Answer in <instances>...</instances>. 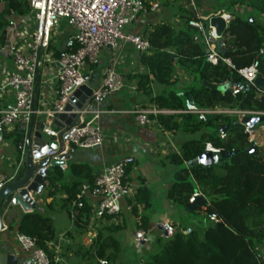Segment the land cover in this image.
Segmentation results:
<instances>
[{"label":"trees","instance_id":"trees-1","mask_svg":"<svg viewBox=\"0 0 264 264\" xmlns=\"http://www.w3.org/2000/svg\"><path fill=\"white\" fill-rule=\"evenodd\" d=\"M29 0H8V9L0 14V44L6 41L8 17H24L29 11ZM200 7L201 1L196 0ZM218 8L231 16L228 30L223 40L226 44V58L231 60L236 70L250 67L260 60V71L264 73V56L259 51L264 45V0H216ZM209 5V4H208ZM245 9L238 10L237 6ZM178 10L183 12L180 24L164 23L150 33L148 40L151 50L141 54V63L145 72L138 77V90L150 96V102L160 110L181 111L188 99L205 109H234L242 112L264 113V94L260 95L254 88L248 92L233 95L231 90L223 93L203 85L204 82L224 86H238L241 78L235 70L225 63L217 65L208 63L205 46L195 41L198 32L188 26L193 18L190 1L181 2ZM210 16L205 20L209 27ZM255 18V23L249 22ZM178 71L185 72L191 79L181 86ZM152 83L164 88V92L152 97ZM158 122L169 132L203 133L200 140L186 142L180 154L170 156L171 163L179 170L167 192L170 201L184 209L188 215L200 214L203 219L193 228L184 227L172 237H162L156 242V251L150 254L143 264H264L261 248L264 247V147L259 148L255 156L246 154L250 147L244 127L237 117L216 116L208 122H200L190 115H159ZM226 129L225 139L219 138L220 131ZM214 130V131H211ZM226 152H236L232 158L221 160V164L205 168L196 164L205 153L206 144ZM193 163L192 166H188ZM71 174L79 179L70 187L59 188L63 178L60 168L50 169L46 181L51 191L49 197L62 190L65 200L47 205L48 210L74 213L75 225L87 230L94 216L93 208L86 203L82 209L72 207L81 190L83 181L94 186L92 169L88 165L73 164ZM199 191L207 199V204L194 212L186 206L193 194ZM149 189L141 187L131 204V211L138 217L139 207L145 215L139 218V229L147 232L149 225L148 211L151 208ZM215 215L222 227H217L208 220ZM112 217H107L109 221ZM96 226V237L90 249L82 257L84 264H117L120 243L114 237L120 228ZM17 233L36 240L39 248L44 250L50 260L55 262V255L48 244L56 240V230L51 218L36 211L22 217ZM85 249L81 246L78 255ZM64 252L62 253V257Z\"/></svg>","mask_w":264,"mask_h":264},{"label":"built area","instance_id":"built-area-1","mask_svg":"<svg viewBox=\"0 0 264 264\" xmlns=\"http://www.w3.org/2000/svg\"><path fill=\"white\" fill-rule=\"evenodd\" d=\"M4 1L0 0V3ZM189 1L194 16L188 20V26L198 32L194 40L204 44L208 63L217 65L223 62L241 78L240 85L231 88L233 95L248 92L252 88L260 95L264 94V89L255 84L258 78L264 79V73L260 71V60H256L248 68L236 70L231 60L219 53L215 30L210 26L206 27L205 20L210 16H222L227 23L231 16L225 11L222 12L217 5L206 15L196 0ZM155 9L153 6L149 9L146 0H30L29 13L33 20V28L30 31H20L16 34V23L12 19L8 21V29L13 33L7 43L8 58L17 71L9 73L7 80L0 85V147L4 145L7 134L17 124L24 125L27 133L32 120L38 118L39 124L43 126L41 133L58 145L57 151H52L46 159H56L65 153L71 156L77 151L101 149L105 141L104 131L99 123L102 112L93 108L104 104L112 95L124 90L126 82L118 72H108L104 85L93 90L88 105L74 113L77 118L72 127L60 129L54 122L59 115L66 113V106L74 92L88 85L86 74L90 68L99 65L102 50H118L126 44L133 46L140 54L151 50L148 38L135 35L130 30L141 18ZM237 9L243 10L245 7L240 5ZM63 22L72 29V33L66 40V48L59 52L54 36ZM4 47V44H0V52ZM223 47L227 48L224 40ZM259 56H264V45L259 51ZM38 76L40 93L37 108L36 105L34 107V91ZM243 83L245 86L242 88ZM180 84L183 86L187 83L181 81ZM136 89L135 87L133 90ZM136 114L138 122L144 126L152 125L151 117L159 115H190L203 123L216 116L237 117L240 124L245 117H264V113L200 108L190 101L186 102L181 111H162L151 107L139 110ZM242 126L249 144L258 147V139L264 136V123L258 125L255 130ZM225 137V132L221 130L219 138L224 140ZM62 146L64 151L60 153ZM222 151L210 143L206 144L205 152L219 154ZM24 164L25 156L22 157L19 169L12 179L19 176ZM133 164V158H124L99 174L93 187L82 186L76 201L72 203L73 209L84 208L88 197H92L96 200L92 221L94 225L105 226L107 217H115L121 213L123 201L135 200L136 191L127 181L128 170ZM60 169L64 170L65 166ZM44 188L51 191L47 181ZM200 196L202 194L196 191L189 204H193ZM71 215L74 218L73 212ZM208 220L219 224L215 215L209 216ZM162 228L168 237L177 232L170 223L163 224ZM136 239L145 241V233L138 232ZM15 241L24 253L31 255L34 264H50L47 253L38 247L35 239L17 233ZM48 247L55 255V262L63 264L62 244L52 242ZM100 264L108 263L101 261Z\"/></svg>","mask_w":264,"mask_h":264},{"label":"crops","instance_id":"crops-1","mask_svg":"<svg viewBox=\"0 0 264 264\" xmlns=\"http://www.w3.org/2000/svg\"><path fill=\"white\" fill-rule=\"evenodd\" d=\"M162 1L146 0L149 9L151 6L156 7V9L141 18L131 28L130 31L133 34L148 38L150 33L168 21L169 17L163 12L164 8L171 9L175 4H178V6L180 4V0ZM199 1L203 3L200 4V8L206 15L212 10L211 8L214 5L219 4L210 3L214 0ZM7 9L8 0H5L0 3V13L7 11ZM176 14H174L171 24L182 23L180 22L181 18L175 17ZM9 19H12L17 25L16 34L20 31H30L33 28V20L29 11L24 17H14L9 13L7 20L9 21ZM259 20L263 21L264 17L261 16ZM71 33L72 29L62 24L55 32L56 36L59 39L61 38L60 44L56 42L59 52L64 50L65 42ZM11 34L13 35L12 31L7 28L5 47L0 52V85L7 80L9 73L17 71L13 62L8 58L9 50L7 43ZM111 70L118 72L124 77L126 87L123 91L112 95L104 104L94 106L93 108L102 112L99 123L105 135L103 147L89 151H77L71 155V158L66 162L65 169L62 170L64 178L58 183V187H70L73 182L79 181L70 172V167L73 164L88 165L92 169L95 182L96 177L104 170L112 167L124 158H133L134 164L128 170L127 181L133 186L136 193L144 186L150 191L152 205L148 211V230L144 232L139 229V218L145 215L143 208L139 207L138 217L132 214L130 207L135 200L123 201L121 203V213L107 221L104 227L114 226L120 228L114 236L121 246V254L117 264H143L144 260L156 251L158 239L167 237L165 236V230L162 228L163 224L170 223L176 231H181L184 230V227L181 225L182 220L189 219L190 221H194L184 209L170 201L167 197V192L174 181V175L179 170L178 167L171 163L170 156L172 154H180L181 147L186 142L200 140L203 133L166 131L158 122L157 117H151L153 124L149 126L141 125L138 122L137 111L150 109L155 106L150 102V96L138 90V77L145 72V69L141 63V54L133 46L126 44L118 50L110 48L102 50L99 65L90 68L86 74V78H88L87 84L94 90L101 88L104 85L108 72ZM178 75L180 83L181 81H186V83L191 82V79L185 72L178 71ZM135 87L137 89L133 90ZM151 89L152 97L164 92V88L157 83H152ZM39 93L40 89L37 91L35 100L37 108L39 107L37 104ZM34 122L36 125L40 123L38 118H35ZM24 138L22 124H17L7 134L4 145L0 147V185L6 184L8 180H11L16 175L19 163L22 157L25 156L24 151L20 149V143ZM258 144V148L264 147V136L258 139ZM12 169L14 170L12 171ZM84 185L90 186V183L83 181L81 188ZM54 195L56 201L67 198L66 193L62 190H59ZM32 197L36 198L38 204L36 212L51 218L53 222L57 235L54 243L60 242L62 244L64 252L62 257L64 260L63 264H84L85 262L82 260V257L88 249L85 246L86 238H89L88 244L90 249L93 239L96 237L94 222L91 221L87 230H81L76 227L75 218H72V215L68 211L58 210L59 206L57 205L54 210L47 209V205L54 200L49 197V191L44 190L41 195ZM87 203L94 208L96 200L88 197ZM3 212L4 220L8 223L6 229L0 234V251L16 256L19 259V264H34L31 255L24 253L15 241L22 217L34 211L25 213L19 207H15L11 212H7L4 209ZM187 227L193 228L194 226ZM138 232L145 233V241L136 239ZM81 244L85 247V252L78 255L77 252ZM262 257L264 258V256Z\"/></svg>","mask_w":264,"mask_h":264},{"label":"water","instance_id":"water-1","mask_svg":"<svg viewBox=\"0 0 264 264\" xmlns=\"http://www.w3.org/2000/svg\"><path fill=\"white\" fill-rule=\"evenodd\" d=\"M249 22L254 24L255 18H250ZM209 26L215 30L218 38L217 46L219 53L225 57L227 50L223 47V37L228 30V23L222 16L212 17L209 20ZM66 42L64 49L66 48ZM88 78H86L87 80ZM258 88L264 89V79L258 78L255 81ZM203 85L212 90H218L220 92H227L233 87L232 84H226L224 86H217L204 82ZM245 83L242 84V88ZM39 88V76L37 77V84L34 91V107L35 96ZM93 88L89 85H84L79 88L70 98L69 104L66 106L65 114L59 115L58 119L54 122L57 128L64 129L72 127L77 118L76 111L84 109L88 105L90 98L93 95ZM188 101L192 102L191 99ZM264 123V117H245L241 124L248 126L250 129L255 128ZM43 126L41 124L36 125L34 120L29 125L28 132H26L25 126L22 125V131L24 132V140L20 143V149L25 153V164L22 172L15 179L8 180L6 184L0 185V234L6 229L7 221L4 220L3 209L7 212H11L13 208L19 207L25 213L30 211H36L38 204L36 197L43 193L45 190L44 183L48 176L50 169L60 168L66 166L67 160L71 158L67 153L61 154L56 159L46 157L52 152L57 151L58 145L41 133ZM223 132L226 129L222 130ZM259 148L253 144L246 150V154L255 156ZM64 151V146L61 147L60 153ZM236 152H226L212 154L211 152H205L201 155L196 164L202 165L205 168H210L213 165L221 164V160H228L236 155ZM193 163H189L188 166H192ZM207 199L204 196H200L193 204H188L186 209L189 212H194L201 206L207 204ZM223 224H217V227H222ZM165 236L168 237L167 233ZM85 246L89 249L88 241H85ZM261 255L264 256V248L261 250ZM0 264H19V259L11 254H5L0 251Z\"/></svg>","mask_w":264,"mask_h":264},{"label":"rangeland","instance_id":"rangeland-1","mask_svg":"<svg viewBox=\"0 0 264 264\" xmlns=\"http://www.w3.org/2000/svg\"><path fill=\"white\" fill-rule=\"evenodd\" d=\"M162 1V0H161ZM169 1V0H168ZM163 2V1H162ZM181 2H183V3H186V0H180V2L179 3H181ZM216 2V0H214L213 2H210L211 4H213V3H215ZM178 8V4H175V6L174 7H172L171 9L169 8V9H167V8H164V11L163 12H165V14L169 17L168 18V21H169V23H168V21L166 22V23H168V24H171L173 21V16H174V14H176L175 15V17L177 16L179 19L180 18H182L183 16V12L182 11H180V10H177V8ZM2 13H4V12H2ZM2 13H0V14H2ZM263 17V16H262ZM4 18L5 19H7V17L6 16H4ZM263 19V18H262ZM180 22H181V20H180ZM63 26H67V24L65 23V22H63V24H62ZM54 39H55V41L58 43V44H60L61 43V38L59 39L57 36H56V34H55V36H54ZM211 131H214V130H211ZM7 167H8V165H7ZM14 169H12V171H13ZM188 216V215H187ZM189 217H192L193 219H194V221H190L189 219H187V220H182V223H181V225H182V227H187V226H195L196 225V222H198V221H200V220H202L203 219V216H201L200 214L198 215H196V214H193V215H189ZM181 231H183V230H181ZM89 238H86V240L87 241H89L88 240ZM81 246H83L82 244H81ZM80 246V247H81ZM82 252H85V250H83Z\"/></svg>","mask_w":264,"mask_h":264}]
</instances>
